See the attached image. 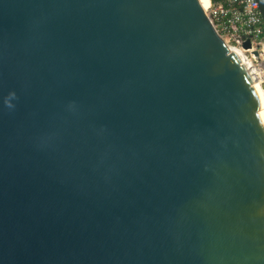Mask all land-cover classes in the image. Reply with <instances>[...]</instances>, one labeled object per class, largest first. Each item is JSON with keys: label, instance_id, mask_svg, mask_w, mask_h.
Returning <instances> with one entry per match:
<instances>
[{"label": "water", "instance_id": "obj_1", "mask_svg": "<svg viewBox=\"0 0 264 264\" xmlns=\"http://www.w3.org/2000/svg\"><path fill=\"white\" fill-rule=\"evenodd\" d=\"M0 264H264V108L198 0H0Z\"/></svg>", "mask_w": 264, "mask_h": 264}, {"label": "built area", "instance_id": "obj_2", "mask_svg": "<svg viewBox=\"0 0 264 264\" xmlns=\"http://www.w3.org/2000/svg\"><path fill=\"white\" fill-rule=\"evenodd\" d=\"M264 1V0H263ZM205 15L264 93V22L256 0H207ZM248 42L249 46L244 45Z\"/></svg>", "mask_w": 264, "mask_h": 264}, {"label": "bare ground", "instance_id": "obj_3", "mask_svg": "<svg viewBox=\"0 0 264 264\" xmlns=\"http://www.w3.org/2000/svg\"><path fill=\"white\" fill-rule=\"evenodd\" d=\"M198 1H199V3H200L201 7L205 10L206 7H207V5H208L207 0H198ZM254 86H255V88H256V90H257V93H258V95H259V98H260L261 103H262L263 108H264V93H263V91H262L260 88H258L257 85L254 84Z\"/></svg>", "mask_w": 264, "mask_h": 264}]
</instances>
